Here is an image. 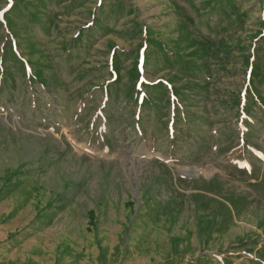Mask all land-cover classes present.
Masks as SVG:
<instances>
[{
	"label": "rangeland",
	"instance_id": "rangeland-1",
	"mask_svg": "<svg viewBox=\"0 0 264 264\" xmlns=\"http://www.w3.org/2000/svg\"><path fill=\"white\" fill-rule=\"evenodd\" d=\"M262 172L264 0H0V264H264Z\"/></svg>",
	"mask_w": 264,
	"mask_h": 264
},
{
	"label": "crops",
	"instance_id": "crops-1",
	"mask_svg": "<svg viewBox=\"0 0 264 264\" xmlns=\"http://www.w3.org/2000/svg\"><path fill=\"white\" fill-rule=\"evenodd\" d=\"M57 146H61L62 147V145H60V144H58ZM58 149L62 150L61 148H58ZM55 157L56 156L53 155L50 158H52V160H53ZM57 158H59V156ZM75 160H76V163L77 164H78V162H80L79 161V157H75ZM115 162H117L121 166L124 165L122 159H116ZM59 163L63 165V164H66L67 162L65 161V158H62L59 161ZM88 163L90 165H92V170L91 171H92V173L95 174L93 178L94 179H99L100 178V172H102L100 162L99 161H89ZM88 163H83L82 171H84L86 169V166H87ZM121 166H120V168H122ZM257 175H258L257 177L259 178V174H257ZM261 175H260V179H261L260 181L263 182L262 180L264 178V172H262ZM94 189L96 191V186H95ZM94 189H92V191H94ZM176 192L179 193V191L177 189H176V191H172V189H170V188H163L161 191L155 190L154 194H155V196H163V195H165L166 197L161 201L162 204L165 205V204H170L173 200H176V197L178 196L176 194ZM240 192H241V195H239V196H244L245 200L250 202V204L248 205V207L250 209L247 210L246 213H247V215L249 217L251 216L252 222L253 221L254 222L256 221V223L254 224V226L256 227V226L259 225V222H261L262 218L264 217L263 210L258 209L259 207H263L264 206V202L261 201V200H258L259 197H255V195H253L251 193V189H249V190H241ZM181 194H184V196H183V202L185 203V205L188 208H195L199 204L200 205L202 204V206H204V207L206 206V207H208V208L211 209L212 206H216L217 204H222V205H225L226 207H230V202L227 201V200H229V198L230 199H233L232 196H233V194H235V191H228V194L226 195L227 196V199H225V200H223V199L220 200V198H216L215 197L216 200H214V202H212V196L213 195L211 194L210 191L203 192L202 193V197H200V195H197L196 194V191H194L193 188L185 189V191H183ZM95 195L98 196V191H96V194ZM197 196H198V198H197ZM86 197H87V194L86 193H82L81 198H84L85 199ZM199 199H201V202H199ZM85 202H86V200H85ZM144 203H147V200L144 201ZM170 206H172V203L170 204ZM91 211L92 210H89L88 212H91ZM238 216L236 217L237 219H238ZM90 217H92V216L90 215ZM73 221H79V223L81 222V224H84L85 225V223L83 221H81L80 219L74 218ZM88 221L90 222V220H88ZM256 228H258V227H256ZM203 260L204 261L202 262V264H204L205 262L207 264H211V262H209V258L208 257H205ZM257 264H260V263H257Z\"/></svg>",
	"mask_w": 264,
	"mask_h": 264
},
{
	"label": "bare ground",
	"instance_id": "bare-ground-1",
	"mask_svg": "<svg viewBox=\"0 0 264 264\" xmlns=\"http://www.w3.org/2000/svg\"><path fill=\"white\" fill-rule=\"evenodd\" d=\"M65 136H66V134H65ZM68 136V135H67Z\"/></svg>",
	"mask_w": 264,
	"mask_h": 264
}]
</instances>
